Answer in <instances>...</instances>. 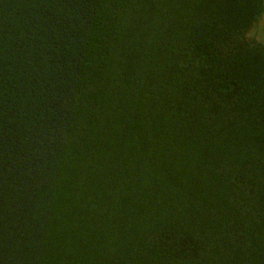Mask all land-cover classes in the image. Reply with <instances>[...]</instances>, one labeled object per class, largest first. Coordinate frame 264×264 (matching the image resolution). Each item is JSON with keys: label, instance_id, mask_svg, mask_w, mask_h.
<instances>
[{"label": "trees", "instance_id": "1", "mask_svg": "<svg viewBox=\"0 0 264 264\" xmlns=\"http://www.w3.org/2000/svg\"><path fill=\"white\" fill-rule=\"evenodd\" d=\"M264 0H0V264H264Z\"/></svg>", "mask_w": 264, "mask_h": 264}, {"label": "rangeland", "instance_id": "2", "mask_svg": "<svg viewBox=\"0 0 264 264\" xmlns=\"http://www.w3.org/2000/svg\"><path fill=\"white\" fill-rule=\"evenodd\" d=\"M251 36L255 37L259 42L264 44V14L252 29Z\"/></svg>", "mask_w": 264, "mask_h": 264}]
</instances>
